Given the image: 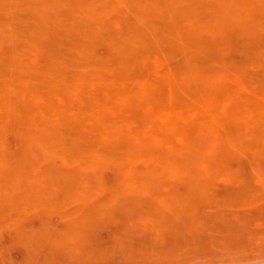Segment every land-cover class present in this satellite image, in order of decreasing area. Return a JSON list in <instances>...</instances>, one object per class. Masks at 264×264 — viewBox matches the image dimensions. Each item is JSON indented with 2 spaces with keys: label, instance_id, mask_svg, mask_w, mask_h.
I'll return each mask as SVG.
<instances>
[{
  "label": "rangeland",
  "instance_id": "374dc122",
  "mask_svg": "<svg viewBox=\"0 0 264 264\" xmlns=\"http://www.w3.org/2000/svg\"><path fill=\"white\" fill-rule=\"evenodd\" d=\"M92 1L85 0L80 3L78 0H18V2L17 0H0V46L7 47L8 51H20L22 54L20 46L31 41L28 37V33H31L35 39L34 43L29 46L32 45L38 53H41L44 65L54 67V70L62 74H83L86 77L104 68H108L112 71L111 73L118 69L120 76L124 78L136 71L143 74L147 69L156 67L150 59L152 55H156L163 64V71L154 75L151 80L156 91L135 98L131 105L132 108H139L145 99L174 109L179 106L190 110L198 107L201 121H195L190 117L177 119L176 125H181L183 133L188 138V144L178 141L174 142L173 147L162 143L154 144L146 137H143L138 144H131L114 139H103L102 134L95 130L81 134L82 144L92 150L81 153L80 158L74 161L75 166L63 163L60 158L51 153V145L45 142L40 144L35 141V145L41 152V155L36 158L30 154L31 150H27L24 145L21 146L13 137H10L7 143L0 147L1 160L3 161L6 157L9 158L8 162L9 160L14 161V172L11 171L12 167L0 169V200H2L0 208L7 209V212L4 210L7 216L0 209L2 211H0V217H2L0 219V264H12L14 261V264L25 262L27 264L31 260L29 264L32 262L33 264H51L52 260L53 264H264V219H262L264 214L261 213L262 211L264 213V61H262L264 58V34H262L264 33V22L262 23L264 21V0L236 1L234 3L236 6L233 4L231 10L228 9L231 6L225 0H149V2L155 1L154 4L149 3L142 6L134 0H127V11L135 12L139 9L144 15L135 24H125L121 29L101 14L81 11L80 5L84 6ZM108 1L96 0L94 5L101 7ZM201 2L204 4L202 10H200L201 7L198 8L202 5ZM191 6L193 7L190 8ZM185 8L189 13L185 12ZM227 9L231 11L230 14L233 13L231 19L228 18V20L223 15ZM152 10L154 11L153 16L151 15ZM169 11H171V16ZM248 12L251 13L247 17ZM10 13L16 19L9 18ZM234 17L239 19L237 22H240L243 28L249 23H247L249 18L251 22L249 24L253 26L252 30L249 24L246 30L239 29L240 24L235 23ZM202 18H207V20ZM176 19H180L179 22ZM256 19L262 23L261 28ZM27 20L32 23L28 27L26 26ZM196 21L204 24L203 30L198 31ZM220 21L224 24L223 26L219 24ZM45 28L48 30L50 28V31L40 35ZM256 29L261 32H257ZM242 30L245 32L248 30L249 33L254 34L256 32V34L250 35ZM19 31L23 32L27 38H20V41L26 42L17 44L15 40ZM206 35L207 38H205ZM259 36L260 38L253 40ZM13 37L15 40H12ZM150 37H153L152 41L149 40ZM172 37L174 41L181 43L175 46ZM240 37L244 38L243 42ZM169 38L172 39V43L174 42L173 46L176 49L171 46ZM225 39H228L227 42ZM182 40L188 41L182 43ZM222 42H224V48ZM258 45L263 48L260 49ZM170 50L174 51L172 55L175 54L176 59L171 56ZM31 52V50L24 51L26 54ZM234 52L236 56L234 54L232 56ZM257 53L261 56L258 57ZM253 54L258 58L255 59ZM230 56L233 57V63H231ZM4 57L5 55L0 52V83L6 82L13 74L12 69H8L6 64L1 63L5 62ZM248 57L249 59L252 57L258 66L253 65L252 58L248 64L245 63ZM180 59L183 61H179ZM20 60H18L19 66L28 75L50 74L49 70L45 69L46 67H36L26 57ZM229 63L232 64L231 69ZM234 63L239 64L238 68L244 64L247 65H244L243 69L242 67L238 69ZM178 69L181 71L179 72ZM228 69H230L229 73H227ZM248 74L253 80L250 84L251 88L243 89L240 87L239 80L248 79L246 80L248 83L251 80ZM170 87L176 90V97L172 102L167 96ZM89 88L95 93L108 91H104L102 86L90 85ZM204 95L216 96L232 103L229 111L217 110L214 117L216 122L213 125H206L202 122L210 116L208 111L202 107L206 103L203 102L205 101ZM134 118L146 122V119L141 116ZM100 120L107 121V124L116 122L111 113H108L105 119ZM120 134L121 137L128 138L129 142L136 132L124 129ZM68 137V141H71V137ZM103 143L109 146L108 154H101L97 150L99 147L101 149ZM205 147L208 149L206 150ZM224 147L227 152L224 151ZM250 149L252 150L249 151ZM141 151L153 152L162 157L165 162L149 166L136 165L134 160ZM205 158H207V163L203 160ZM247 158L250 160L248 161ZM191 159L198 160V162H193ZM179 160L182 165L179 164ZM223 160L228 163L224 165ZM238 160L244 162L246 166L243 163L244 167L241 166V162L237 164ZM42 162L52 163L53 166L39 167L38 165ZM197 165L198 170L195 168ZM193 170L196 172L193 173ZM3 173L6 176L10 175V180L5 179L8 177ZM237 174L239 175L236 176ZM205 180H209V183H204ZM193 183L196 189H193ZM211 187L213 191L221 190L220 195L216 191L213 192ZM155 188H157V195ZM185 188H187L186 191H184ZM257 189L263 191V195ZM188 191L191 196H188ZM196 191L197 194H195ZM223 191H227V194L224 192L227 197L222 194ZM251 194L252 196H249ZM245 195L251 199L249 197L247 199ZM252 197L255 198L253 201ZM140 198L144 201L139 200ZM257 199L259 201L255 202ZM62 200L65 205L59 207L63 204ZM233 200L236 202L233 203ZM4 202H10V204ZM11 203H14L12 204L14 213H12L14 210L10 208ZM53 203L58 204L56 209L52 208L55 206ZM194 204L196 207L200 205L201 208L197 207L200 210ZM227 204L229 205L226 206ZM53 213L60 214V216L53 215ZM260 213L262 218L258 215L257 219H253ZM234 216L235 221L232 219ZM248 217L253 220L249 222ZM197 218H201L200 221ZM94 219L98 221L97 225L92 224L96 223ZM155 219L160 223H154ZM175 221H178V224ZM169 224L174 226L170 227ZM92 225L95 228H92ZM68 226L73 227L72 231ZM93 230L96 231L95 235ZM224 233H226L225 236ZM86 241L88 249L85 247ZM72 243L81 244H77L79 246L75 244V246ZM4 245L5 247H2ZM7 247L11 249H5ZM73 248L74 251L71 250ZM60 250L62 252H59ZM89 255L92 256V258L90 256L91 259ZM109 260L110 262H107Z\"/></svg>",
  "mask_w": 264,
  "mask_h": 264
},
{
  "label": "bare ground",
  "instance_id": "6f19581e",
  "mask_svg": "<svg viewBox=\"0 0 264 264\" xmlns=\"http://www.w3.org/2000/svg\"><path fill=\"white\" fill-rule=\"evenodd\" d=\"M23 1V0H21ZM82 1H85V0H78V2H82ZM130 1V0H129ZM136 1L139 6H142V5H145V4H149V3H152L154 4L153 1H150L149 0H134ZM223 1V0H222ZM231 7H228V9L231 10L232 8V5L236 2V1H240V0H225ZM243 1V0H242ZM258 1V0H257ZM18 2V0H17ZM96 2V0H93L91 3H87L86 5L84 6H81L80 5V8H81V11L82 12H86V13H93V14H101L103 17H105V19L109 20V21H112L114 26L118 27L119 29H121L123 27V25L125 24H135L136 21H138V19L140 17H143L142 15H144V13H141V11L139 9H137L135 12H130V11H127L126 8H127V0H109L107 3H105L106 5L104 6H101L99 7L97 4L94 5ZM203 2H201L202 4ZM169 5V4H167ZM192 5V4H191ZM204 4L200 5L198 8L201 7L200 10H202V8H204L203 6ZM207 5V4H205ZM236 6V4H234ZM238 5V4H237ZM194 6V5H193ZM193 6H191L190 8H192ZM221 6V5H220ZM259 6V5H258ZM158 7H160L158 5ZM169 7V6H168ZM189 7V6H188ZM209 7V6H208ZM240 7V6H239ZM54 9H57L55 6H53ZM250 8V7H249ZM197 9V7H196ZM207 10H209V8H206ZM226 10L227 12H223V15L225 18H230L232 17L233 13L230 14L231 11L229 10ZM255 9V8H254ZM253 9V10H254ZM171 10V8H170ZM222 10V8L220 9ZM232 10H235V9H232ZM240 10V9H239ZM260 10V9H258ZM187 11V8H185V12ZM195 11V9L193 10ZM154 11L152 10V16H153V13ZM170 12V16H171V11ZM200 12V11H199ZM206 10L204 11L203 14H205ZM222 12V11H221ZM236 12V11H235ZM234 12V14H235ZM245 12V11H244ZM259 12V11H258ZM167 13H168V9H167ZM186 13H189V12H186ZM194 13V12H193ZM214 13V12H213ZM212 13V14H213ZM219 13V12H218ZM251 13V12H250ZM248 12V14L246 13L247 17L248 15L250 14ZM256 13V12H254ZM54 15V14H53ZM63 16V14H60ZM176 15V14H175ZM190 15V14H189ZM188 15V17H190ZM194 15V14H193ZM192 15V16H193ZM200 15V14H199ZM241 15V14H240ZM55 16H59V15H55ZM169 16V15H168ZM168 16L166 18H168ZM212 16V15H211ZM218 16V14H217ZM9 18L11 19H16L15 16H13L12 13H10L8 15ZM187 17V18H188ZM200 17V16H199ZM202 17V16H201ZM200 17V18H201ZM208 17V15H207ZM210 17V15H209ZM214 17V15L212 16ZM216 17V16H215ZM219 17V16H218ZM223 17V18H224ZM246 17V16H245ZM60 18V17H58ZM63 18V17H62ZM175 18V17H174ZM217 18V17H216ZM215 18V20H216ZM221 18H222V15H221ZM237 18V17H236ZM235 17L233 19H236ZM203 19V18H202ZM242 19V18H241ZM243 19H244V16H243ZM247 19V18H246ZM264 19V18H263ZM163 20V19H162ZM178 20V19H176ZM175 20V21H176ZM180 20V19H179ZM178 20V22H179ZM203 20H207V18L203 19ZM221 20V19H220ZM259 20H261L259 18ZM165 21V20H163ZM161 21V23L163 22ZM217 21V20H216ZM214 21V22H216ZM237 21H239V19H236L235 20V23H238ZM257 21V19H256ZM173 22V21H172ZM177 22V23H178ZM212 22V21H210ZM219 22V20H218ZM221 22V21H220ZM246 22V21H245ZM250 23L251 22L249 21V18L247 20V23ZM258 24H259V27L261 28V24L264 22L262 21V23H260L259 21H257ZM217 23V22H216ZM232 23V22H231ZM246 23V24H247ZM248 23V24H249ZM32 23L30 21L27 20V23H26V26H30ZM160 24V23H159ZM166 24V22H165ZM196 24H197V28H198V31L199 30H203L204 28V24H202L201 22H198L196 21ZM221 24V26H223L224 24L219 23ZM240 24V22L238 23ZM247 24V25H248ZM249 24V27H253L252 25ZM208 25V24H207ZM246 25V27H247ZM257 25V24H256ZM167 26V25H165ZM169 26V25H168ZM167 26V27H168ZM209 26V25H208ZM217 26V25H216ZM240 26V27H239ZM255 26V24H254ZM178 27V26H177ZM236 27V26H235ZM239 29L242 28V29H245L246 30V27L243 28L242 25H238ZM210 28V27H209ZM217 28V27H216ZM224 28V27H223ZM234 28V26H233ZM257 28V26L255 27ZM255 28H253L255 30ZM34 30V29H33ZM222 30V29H221ZM220 30V31H221ZM235 30V28L233 29ZM252 30V28H251ZM253 30V31H254ZM50 31V28L48 30V28H45L43 31L40 32V35H44L46 32L48 33ZM217 31V29H216ZM218 31H219V28H218ZM244 31V30H242ZM248 31V30H247ZM245 32L244 33H249L248 32ZM256 31H260L261 30H257ZM174 32V31H173ZM187 32V31H186ZM211 32V31H210ZM224 32V30H223ZM251 32V31H250ZM255 32V31H254ZM263 32V31H262ZM46 33V34H47ZM229 33V32H228ZM243 32H241V34L244 35ZM195 34V33H194ZM218 34V32H217ZM216 34V35H217ZM221 34V33H220ZM223 34V33H222ZM227 34V33H226ZM240 34V36H242ZM250 35H255V34L252 32V33H249ZM264 34V33H262ZM84 35H87V34H84ZM193 35V34H192ZM209 35V34H208ZM260 35V33H259ZM164 36V35H162ZM161 36V37H162ZM247 36V35H246ZM257 36V35H256ZM262 36V35H261ZM264 36V35H263ZM28 37L31 39V41L29 43H25L23 44L21 49H22V54L19 52H16V51H8V48H4L2 46H0V52L1 54L3 53V55H5V57L3 58V61L5 62H1L2 64H6V66L8 67V69H12V76L6 80V82H3V83H0V147H2V145H4L5 143H7V141L9 140L10 137H13V139H15L21 146L24 145L25 148H27V150H31L32 153H30L32 156L34 157H38L41 155V152H39L38 150V147L35 145V141H37L38 143H47L49 145H51V153L54 154L55 156H57L58 158H60V160H62L63 163H66L67 165L69 166H75V163L74 161L77 160L78 158H80V155L81 153L83 152H86V151H89L90 149L92 150V148H88L86 147L84 144H82L81 142V134H86V133H89L93 130L97 131L98 133L100 132L103 136V139H114V140H119L121 142H127V143H135V144H138L141 142V139L143 137H146L148 138L149 140H151L152 142H154V144H165L166 146L168 147H173V145L175 144L174 142H182V143H186L188 144V138H186V135L183 133V129L181 127L180 124H177L176 125V122H177V119L180 120V119H184V118H187V117H190L192 119H194L195 121L196 120H200L201 121V118H200V109L198 107L196 108H193V109H187V108H183L181 106L177 107V108H173V107H170V106H167V105H163V106H160L158 103H153V102H149L148 99H145L142 104L140 105L139 108L137 109H133L132 108V104H133V101L135 100V98L141 96H145V95H148V94H152L154 93L156 90H155V87L153 86L154 84H152L151 80H152V77L154 75H156L157 73H161L163 71V64L162 62L160 63V60H158L157 56L156 55H152L151 56V61L156 64V67L152 68V69H147V71H144L143 74H140L138 73V71H136L134 74H132L131 76L127 77V78H124V77H121L120 74H119V70L116 69L114 70L113 73H111L112 71H109L108 68H104V69H98V71H96L95 73H92L90 74L88 77L86 76H83V74H62L60 71H56L54 70L53 68L54 67H51V66H47V65H44V62H43V58H42V55L41 53L37 52V50L31 45L29 46L30 44H33L34 43V39H35V36L33 37L31 33H28ZM165 37L168 38V36L165 35ZM194 37V36H193ZM210 37V36H209ZM224 37V35H223ZM227 37H229L227 35ZM243 37V36H242ZM241 38V40L244 38ZM20 38L22 39H26L27 37L23 34V32L19 31L18 32V35H17V38L15 40V38L13 37L12 40H15V43L19 44V42H26V41H20ZM88 38V37H87ZM151 38L153 39V37H150L149 40H151ZM173 38V37H172ZM207 38V35L206 37ZM218 38V36H217ZM226 38V36H225ZM230 38V37H229ZM251 38V37H250ZM253 38V36H252ZM256 38H260L259 37H255L253 40H255ZM156 39V38H155ZM170 39V38H169ZM220 39V38H219ZM239 39V38H238ZM172 39H170V42L172 43V41H174V38L173 40L171 41ZM216 40V39H215ZM228 40V39H227ZM227 40L225 39V41L227 42ZM243 40L241 42H243ZM257 40V39H256ZM152 41V40H151ZM159 41H161V39H159ZM187 42L188 40H182V43L183 42ZM165 42V41H164ZM175 43L177 41H174ZM173 42V43H174ZM180 41H178L176 44L174 43V45L176 46L177 44H179ZM184 42V43H185ZM231 42V40L229 41V43ZM258 42H260V40L258 39ZM152 43V42H151ZM170 43V44H171ZM173 43L171 46H173ZM181 43V42H180ZM218 43V42H217ZM224 42H222V46L224 48V45H223ZM240 43V41H239ZM262 43V42H261ZM261 43H258V44H261ZM203 44V43H202ZM201 44V45H202ZM231 44V43H230ZM229 44V45H230ZM237 44V43H236ZM165 45V44H164ZM205 45V43H204ZM233 45V44H232ZM238 45V44H237ZM242 45V44H241ZM255 45H256V41H255ZM163 46V45H162ZM167 46L168 48L170 46L168 45H165ZM206 46V45H205ZM231 46V45H230ZM259 46V45H258ZM257 46V47H258ZM261 46V45H260ZM259 46V48H260ZM178 47V46H177ZM201 47V46H200ZM199 47V48H200ZM218 47V46H217ZM233 47V46H232ZM231 47V48H232ZM257 47L255 49V53H256V50H257ZM30 48V49H29ZM166 48V47H165ZM176 49V47L173 46V49ZM203 48V47H202ZM241 48V47H240ZM239 48V49H240ZM250 48V47H249ZM258 48V49H259ZM263 48V47H261ZM260 48V49H261ZM171 49V48H170ZM243 49V48H242ZM264 49V48H263ZM262 49V50H263ZM28 50H31L32 52L28 55L26 53H24V51H28ZM201 50V48H200ZM237 50V49H236ZM101 51V49H100ZM173 51V50H172ZM178 50H176L177 52ZM226 51H227V46H226ZM242 51V50H240ZM249 51V50H248ZM168 52V51H167ZM171 52V50H170ZM174 52V51H173ZM173 52H171V56L172 57H176L175 54H173ZM196 52V51H195ZM204 52V51H203ZM237 52V51H236ZM253 52V53H254ZM258 52V51H257ZM212 53V52H210ZM214 53V51H213ZM227 53V52H225ZM239 53V52H238ZM254 53V54H255ZM261 53V52H260ZM178 54H180L178 52ZM236 56L235 55V52L232 53V56ZM237 54V53H236ZM253 54V55H254ZM201 55V54H200ZM213 55V54H212ZM211 55V56H212ZM220 55V54H219ZM180 56V55H179ZM225 56V55H224ZM232 56H230L231 58V61L233 60ZM257 56L260 57L261 55H258L257 53ZM264 56V55H263ZM26 57V59H28L30 62H32L34 64V66L36 67H46L45 69L49 70L50 74L48 75H28L26 74L25 72L22 71V67L19 66V62L18 60H23L24 58ZM168 57V56H167ZM185 57V56H184ZM183 57V58H184ZM255 59H257L258 57H256L254 55ZM214 58V57H213ZM252 58V57H251ZM250 58V59H251ZM263 58V57H262ZM170 59V57H169ZM187 59V57H186ZM235 59V57H234ZM249 57L248 59H246L245 63H249L250 61ZM20 60V61H21ZM130 60V59H129ZM225 60V59H224ZM236 60V59H235ZM253 60V58H252ZM179 61H183V60H179ZM209 61V60H208ZM264 61V58L263 60ZM130 62V61H129ZM185 62V61H184ZM225 62V61H224ZM236 62V61H234ZM256 62V61H255ZM254 62L253 60V65H256V63ZM161 66H160V64ZM183 62H181L182 64ZM226 63V62H225ZM233 63V61L231 62ZM251 63V64H252ZM1 64V65H2ZM184 64V63H183ZM227 64V63H226ZM235 64V63H234ZM244 64V63H243ZM247 64H244V65H247ZM262 64V63H261ZM228 65V64H227ZM230 69H231V65L230 64ZM236 67L239 66V64H235ZM244 65H242V69L244 67ZM4 66V65H2ZM258 66V64L256 65V67ZM261 65H259L260 67ZM264 66V65H263ZM48 67H51V68H48ZM235 67V66H234ZM239 67V68H241ZM255 67V66H254ZM228 68V67H227ZM238 68V67H237ZM238 68V69H239ZM247 68V66H246ZM252 69V67H249ZM248 68V69H249ZM2 69V67H1ZM228 69V72L229 73V70ZM237 69V70H238ZM241 69V70H242ZM250 69V70H251ZM7 70V69H6ZM174 70V69H173ZM180 69H178L179 71ZM263 69H261L262 71ZM4 71V70H3ZM9 71V70H7ZM181 71V70H180ZM179 71V72H180ZM239 71V70H238ZM236 72V70H235ZM247 72H249L247 70ZM238 73V72H237ZM251 73V72H250ZM240 74H241V71H240ZM2 75V74H1ZM249 76V79H251L252 76H250V74H248ZM257 76V75H255ZM247 77V78H248ZM259 77V76H258ZM248 80V79H246ZM243 81V80H239V84H240V87L243 88V89H250L251 88V82L253 81L252 79L247 83V81ZM110 83V84H108ZM254 83V82H253ZM94 86V87H98V86H102L104 91V93H95V91H92L90 90L89 86ZM232 88V87H231ZM257 94V93H256ZM259 95V94H258ZM168 100L170 102H172L175 97H176V90L172 87L169 88L168 90ZM205 96V95H204ZM260 96V95H259ZM205 101L203 102H206L205 104L202 105V107H204L205 110L208 111L209 113V117L205 120L203 119L202 122H204L206 125H213L215 124V114L217 112V110L219 109H224V111H229L232 107V103H230L229 101H225V100H222L220 98H217L216 96L212 97V96H205L204 97ZM201 107V108H202ZM108 113H111V115L114 117V119L116 120V122L114 123H109L107 124L106 122H102L100 119H105L106 116L108 115ZM138 116H141L142 118L146 119V122L144 123L142 119H135L134 117H138ZM129 118H132V119H129ZM124 129H128V130H132V132H136V135L132 136L130 139V141L128 142V138H123L121 137L120 133H122V131ZM74 132V133H73ZM68 136L71 137V141H68ZM173 141V142H172ZM94 142H96L94 140ZM93 143V142H92ZM190 144V142H189ZM103 146L99 147L98 152L100 151V153H104V154H108L109 150H108V147L106 144H102ZM93 146V144H92ZM49 147V146H48ZM95 147V146H93ZM207 147V146H206ZM205 149L207 150L209 148H206ZM50 148V147H49ZM230 148V147H228ZM224 151L225 150V147L223 148ZM228 150V149H227ZM230 150V149H229ZM252 149H250L249 151H251ZM41 151V150H40ZM205 151V150H204ZM227 152V151H226ZM230 152H232L230 150ZM253 152V151H252ZM95 153V151H94ZM8 154V153H7ZM6 154V155H7ZM226 154V153H225ZM230 154V153H229ZM229 154H227L229 156ZM100 155V154H99ZM219 155V154H218ZM231 155V154H230ZM248 157H249V154H247ZM217 156V155H216ZM224 156V155H223ZM232 156V155H231ZM240 156V155H239ZM9 157V156H8ZM220 157V155H219ZM243 157V156H242ZM233 158V157H232ZM236 158H238L236 156ZM235 158V159H236ZM240 158V157H239ZM251 158V157H250ZM8 159L9 158H6L4 157V160L2 161L1 160V155H0V169H7V168H11L10 170L13 171V160L12 162L9 160L8 162ZM207 158L203 159L206 161ZM211 159V158H209ZM214 159V158H212ZM234 159V160H235ZM105 160V159H104ZM182 160V159H181ZM200 160V159H199ZM215 160V159H214ZM247 160L249 161L250 159L247 158ZM253 160V159H252ZM136 162V165H145V166H149V165H152V164H158V163H164L165 161L162 159V157H160L159 155H156L154 154L153 152H150V151H141L137 156H136V159L134 160ZM186 161V159H185ZM191 161L193 162H198L197 161H194L191 159ZM201 161V160H200ZM199 161V162H200ZM180 165L181 164V161L179 160L178 161ZM223 162H225L223 160ZM221 162V163H223ZM228 163V161H226ZM226 162L224 163V165L226 164ZM233 162V161H232ZM238 162L237 164H239V162L241 161H236ZM95 163V162H93ZM207 163V161L205 162ZM210 164V162H208ZM219 163V162H218ZM235 163V162H234ZM242 163L245 165L244 162H241V166ZM249 163V162H248ZM246 163V164H248ZM17 164V163H15ZM192 164V163H191ZM217 164V162H216ZM233 164V163H232ZM18 165V164H17ZM45 166V167H52L53 164L52 163H44L42 162V164L40 163V165H38L39 167H42V166ZM193 165V164H192ZM210 165H213V164H210ZM235 165V164H234ZM16 166V165H15ZM195 166V164H194ZM217 166V165H215ZM214 166V167H215ZM223 166V165H222ZM230 166V165H229ZM246 166V165H245ZM248 166V165H247ZM19 168V166H17ZM231 167V166H230ZM233 167V165H232ZM244 167V166H243ZM250 167V166H249ZM252 167V166H251ZM197 170H198V165L197 167H195ZM200 168V167H199ZM233 168H236V167H233ZM201 169V168H200ZM199 169V171H201ZM245 169H247V167H245ZM14 170H18V169H14ZM243 170V168H242ZM198 171V172H199ZM246 171V170H245ZM252 171V170H251ZM254 171V170H253ZM10 173V171H8ZM7 172V173H8ZM14 172V171H13ZM16 172V171H15ZM72 172V171H71ZM196 170L194 171L193 170V173H195ZM233 172V174L235 173L234 171H231ZM247 172V171H246ZM239 173V171L237 172ZM253 173V172H252ZM5 173H3L4 175ZM28 174V172H27ZM198 174V173H197ZM249 174V173H248ZM247 174V175H248ZM201 175V173H200ZM239 174H237L236 176H238ZM245 175V174H243ZM242 175V176H243ZM251 175V174H250ZM2 176V175H1ZM6 176V174L4 175ZM69 176V175H68ZM202 176V175H201ZM235 176V177H236ZM253 176V175H252ZM6 177L8 178H5V179H9L10 175H7ZM230 177V176H229ZM233 177V175H232ZM234 177V178H235ZM247 177V176H246ZM255 177V175H254ZM216 178V177H215ZM233 178V179H234ZM213 179V178H211ZM245 179V178H243ZM255 179V178H254ZM10 180V179H9ZM210 180V179H209ZM209 180H205L204 183H209ZM245 180H249V179H245ZM246 181V182H247ZM252 181V180H251ZM249 181V182H251ZM247 182V183H249ZM150 183V182H149ZM175 183V182H174ZM178 183V182H177ZM152 184V183H151ZM156 184V183H155ZM158 184V183H157ZM191 184V183H190ZM189 184V185H190ZM200 184V183H199ZM212 184H213V180H212ZM67 185V184H66ZM180 185V184H179ZM185 185V184H184ZM194 185V183H193ZM172 186V185H171ZM183 186V185H182ZM196 185H194V188L193 189H196L195 187ZM199 187V185H197ZM253 186V185H252ZM251 186V188H252ZM258 186V185H256ZM186 187V186H185ZM188 187V186H187ZM190 187H192L190 185ZM197 187V189H198ZM259 187V186H258ZM65 188V187H63ZM154 188V187H153ZM180 188V187H179ZM184 188V186H183ZM183 188L181 190H183ZM189 188V187H188ZM214 188V187H213ZM245 189H248L247 187H244ZM243 188V189H244ZM156 189V195H157V188ZM187 188H185L184 191H186ZM192 189V190H193ZM212 189V187H211ZM244 189V190H245ZM262 189V188H261ZM151 190L152 187H151ZM158 190H161V189H158ZM191 190V191H192ZM250 190V188L248 189V191ZM252 190V189H251ZM258 191H260V189H257ZM257 190H256V193H257ZM161 191H164V190H161ZM175 191V189H174ZM213 191V189H212ZM216 192H218V195L219 192L221 191H217L215 189ZM213 191V192H215ZM155 192V191H154ZM183 192V191H182ZM202 192V190H201ZM200 192V193H201ZM227 194V191H223L222 194L225 195V193ZM236 192V191H235ZM234 192V193H235ZM261 194L263 195V191H260ZM168 193H171V192H168ZM181 193V191H180ZM183 193H186V192H183ZM189 191H188V196H191V194L189 195ZM195 193V192H194ZM199 193V194H200ZM205 193V191H204ZM237 193V192H236ZM44 194V193H43ZM187 194V193H186ZM197 194V191L196 193ZM195 194H192L193 196ZM211 194V192H210ZM239 194V193H238ZM249 194V193H248ZM255 194V193H254ZM259 195V193H257ZM260 194V196H261ZM45 195V194H44ZM230 195H231V192H230ZM233 195V194H232ZM237 195V194H235ZM48 196V195H47ZM159 196V195H158ZM181 196V194H180ZM192 196V197H193ZM199 196V195H198ZM198 196H195L196 198ZM223 196V195H222ZM221 196V198H222ZM223 196V198H225ZM246 196V195H245ZM244 196V197H245ZM249 196H252L249 195ZM249 196H246L249 197ZM255 196V195H254ZM41 197V195H40ZM43 197V195H42ZM191 197V198H192ZM227 197V196H226ZM236 197V196H235ZM238 197V196H237ZM263 197V196H262ZM3 198V197H1ZM15 197H13L14 199ZM44 198V197H43ZM125 198V197H124ZM172 198V196H171ZM170 198V200H172ZM195 198V199H196ZM240 198V196L238 197ZM243 197H241V200H242ZM251 199V197H249ZM254 197H252V201L255 199H253ZM147 199V198H146ZM193 199V198H192ZM194 199V201H196ZM216 199V198H215ZM227 199V198H225ZM248 199V198H247ZM249 199V201H251ZM15 200V199H14ZM13 200V201H14ZM16 200H17V197H16ZM19 200V198H18ZM51 200H54V199H51ZM68 200V199H67ZM141 201H144V199L142 200L141 198L139 199ZM152 200V199H151ZM168 200V198H167ZM220 200V199H218ZM228 200V199H227ZM260 200H261V197H260ZM1 203H2V200H0ZM11 201V202H13ZM42 201V200H40ZM57 201V200H55ZM69 201V200H68ZM67 201V202H68ZM231 201V199H230ZM243 201V200H242ZM259 201L258 199L255 201L257 202ZM17 202V201H16ZM44 202V201H42ZM53 202V201H52ZM191 199H190V203H191ZM218 202V201H217ZM236 202L233 200V203ZM238 202V200H237ZM244 202V201H243ZM4 203H9L10 202H4ZM34 203V202H33ZM62 203L61 206L59 205V207H63L65 204L62 200ZM66 203V202H65ZM144 203V202H143ZM142 203V204H143ZM215 202L213 201V204ZM219 203V202H218ZM232 203V201H231ZM14 203H11V206L10 208L13 209V205ZM36 204V202H35ZM70 204H71V200H70ZM70 204H67V205H70ZM158 203H156L157 205ZM193 204V203H192ZM197 204H198V200H197ZM217 204V203H216ZM40 205H43V204H40ZM53 206L52 208L56 209L55 207L58 205H56L55 203H53ZM63 205V206H62ZM148 205V204H147ZM159 205V204H158ZM183 205V204H182ZM181 205V208L184 206ZM195 207H196V204H194ZM218 206H220L219 204H217ZM229 204H227L226 206H228ZM233 206V204H231ZM238 205V204H237ZM145 206V205H144ZM200 206V205H197V207ZM204 206H205V203H204ZM214 206V205H212ZM223 206H225V204H223ZM241 206V205H240ZM2 207V206H1ZM5 207V206H4ZM148 207V206H147ZM178 207V206H177ZM180 207V206H179ZM189 207V206H188ZM187 207V208H188ZM196 207V208H197ZM216 207V206H214ZM222 207V206H220ZM262 207V206H260ZM264 207V206H263ZM50 208V207H49ZM176 208V207H175ZM180 208V209H181ZM190 208H193V207H190ZM198 208H201L198 207ZM197 208V209H198ZM209 208V206H208ZM1 209V208H0ZM51 209V208H50ZM142 209V208H141ZM260 209V208H259ZM258 209V210H259ZM3 210V207L2 209ZM0 210V211H1ZM6 210L7 212V209H4ZM3 210V211H4ZM14 210V209H13ZM58 210V209H57ZM176 210V209H175ZM200 210V209H198ZM257 210V209H256ZM255 211V214L257 213ZM46 211V210H45ZM44 211V212H45ZM152 211V210H151ZM178 211V210H177ZM176 211V212H177ZM180 211V210H179ZM181 211H183L181 209ZM2 212V211H1ZM5 212V211H4ZM6 212L4 213V215L7 216ZM15 210L12 212L14 213ZM49 212V211H48ZM52 212V211H51ZM154 212V211H153ZM198 212V211H197ZM199 213V212H198ZM262 214L263 211L261 212ZM257 214L256 217H253V219H257L258 218V215L261 217L262 214ZM44 214V213H43ZM57 214V213H55ZM53 213V215H55ZM184 214H185V211H184ZM42 215V214H41ZM1 216V215H0ZM57 216H60V214ZM63 216V215H62ZM151 216L153 217V213L151 214ZM164 216V215H162ZM161 216V217H162ZM189 216V215H188ZM191 216V215H190ZM251 216H254V215H251ZM250 216V218H251ZM187 218V215L185 216ZM241 217V216H240ZM264 217V215H263ZM2 217H0L1 219ZM8 218V217H7ZM92 218V217H91ZM90 218V220H91ZM204 218V217H203ZM202 218V219H203ZM236 217L234 216L232 219L234 220ZM249 218V217H248ZM249 218V219H250ZM262 218V217H261ZM4 219V218H3ZM68 219V218H67ZM97 219V218H96ZM94 219V220H96ZM153 220V218H151ZM195 219V218H193ZM200 219L201 218H197ZM205 219V218H204ZM253 219H250L249 222H251ZM264 219V218H262ZM123 220V219H122ZM142 220V219H141ZM151 220V221H152ZM162 220V219H161ZM165 220V219H164ZM168 220V219H167ZM240 220V219H239ZM120 221V219H119ZM156 223V219L154 220ZM166 221V220H165ZM172 221V220H171ZM235 221V220H234ZM256 221V220H255ZM178 222V221H177ZM175 221V223H177ZM187 222H188V219H187ZM53 223V222H52ZM67 225L68 223L65 222ZM89 223V221H88ZM95 223V222H94ZM92 223L93 225H97L98 221L96 220V223L94 224ZM153 223V222H152ZM157 223H160V222H157ZM164 223V221H163ZM162 223V224H163ZM168 223V222H167ZM174 223V224H175ZM195 223V222H194ZM77 224V223H76ZM128 224V223H127ZM178 224V223H177ZM198 224V223H197ZM238 224V222H237ZM250 224V223H249ZM70 225V223H69ZM90 225V224H89ZM92 225V228L94 227ZM154 225V224H153ZM164 225V224H163ZM166 225V224H165ZM170 225V224H169ZM156 226V225H155ZM174 225H170V227H172ZM189 226V225H188ZM198 226V225H197ZM68 227H71V230L73 229L72 226H68ZM88 227V226H87ZM157 227V226H156ZM168 227V229L170 228ZM180 227V225L178 226ZM95 228V227H94ZM221 228V227H220ZM227 228V227H226ZM66 229L69 231V228L66 227ZM83 229V228H82ZM90 229V228H89ZM155 229V228H154ZM222 229V228H221ZM233 229V228H232ZM254 229V228H253ZM156 230V229H155ZM224 230H226L224 228ZM239 230V228H238ZM255 230V229H254ZM69 231V232H70ZM92 231V229H91ZM91 231H90V234H91ZM240 231V230H239ZM238 231V232H239ZM242 231V230H241ZM95 232V233H94ZM225 232V231H224ZM43 235H44V232H42ZM180 233V232H179ZM205 233V232H204ZM226 233H228L226 231ZM224 233V236L225 234ZM55 234V233H54ZM72 234V233H71ZM88 234V235H90ZM93 234L95 235L96 234V231L93 230ZM229 234V233H228ZM170 235V234H168ZM207 235V233H206ZM203 236V234H202ZM223 236V234H222ZM227 236V235H226ZM44 237H46L44 235ZM166 237V236H165ZM208 237V236H207ZM228 237V236H227ZM47 238V237H46ZM60 239V237H58ZM87 238V237H86ZM94 238H97L96 236H94ZM167 240H169V238H166ZM57 240V239H56ZM86 240V239H85ZM97 240V239H95ZM30 242H32V240H29ZM36 241V240H34ZM49 241V239L47 240ZM51 241V240H50ZM53 241V240H52ZM27 242V241H25ZM97 242V241H96ZM51 243V242H49ZM54 244V241L52 242ZM62 243V242H61ZM60 243V244H61ZM86 245L85 247H87V249L89 248L87 246V241L85 242ZM99 244H101L102 242H98ZM107 243V242H106ZM104 243V245L106 244ZM112 243V242H111ZM17 244V243H16ZM19 244V243H18ZM22 244V243H20ZM24 244V243H23ZM71 244V243H70ZM72 244H79V243H72ZM81 244V243H80ZM79 244V245H80ZM13 245V244H12ZM29 245V244H27ZM75 245V246H76ZM77 245V246H79ZM0 246H1V242H0ZM14 246V245H13ZM21 246V245H20ZM24 246V245H23ZM31 246V245H30ZM28 246V248L30 247ZM61 246V245H59ZM109 246H111L109 244ZM2 247H5L2 246ZM27 247V246H26ZM33 247V245L31 246ZM50 247V245H49ZM65 247V246H64ZM69 248H71L69 245H68ZM93 247V246H92ZM107 248V245L105 246ZM1 248V247H0ZM9 247L5 248V249H8ZM24 248V247H23ZM54 248V247H53ZM58 248V247H57ZM11 249V248H9ZM8 249V250H9ZM26 249V248H24ZM43 249V248H42ZM66 249V247H65ZM84 249V248H83ZM86 249V248H85ZM110 249V248H108ZM72 251H74L75 249H71ZM91 250V249H89ZM106 250V249H105ZM11 251V250H10ZM9 251V252H10ZM86 251V250H85ZM93 251V250H92ZM91 251V252H92ZM59 252H62V250H60ZM94 253V252H93ZM106 253H109V251H106ZM64 256V254L62 255ZM91 255H89V258H90ZM94 256V255H93ZM103 256V255H102ZM88 257V256H87ZM85 257V258H87ZM118 257V256H117ZM61 258V257H60ZM59 258V259H60ZM92 258V256H91ZM90 258V259H91ZM95 258V257H94ZM103 258V257H102ZM107 258V257H105ZM104 258V259H105ZM97 259V258H96ZM95 259V260H96ZM5 260H8V259H5ZM4 260V261H5ZM10 260V259H9ZM26 260V259H25ZM58 260V259H57ZM56 260V261H57ZM118 260V259H116ZM30 261V260H29ZM32 261V260H31ZM31 261L29 263H31ZM53 261V260H52ZM52 261L50 262L51 264ZM61 261V259H60ZM9 262H12V261H9ZM19 262V261H18ZM58 262V261H57ZM98 262V260H97ZM107 262H110L107 261ZM116 262V261H115ZM121 262V261H120ZM119 262V263H120ZM15 263V261H14ZM12 262V264H14ZM17 263V261H16ZM26 263V262H25ZM24 263V264H25ZM27 263V264H29ZM106 263V262H105ZM118 263V262H116ZM6 264V263H5ZM11 264V263H10ZM18 264V263H17ZM20 264V263H19ZM22 264V263H21ZM33 264V262H32Z\"/></svg>",
  "mask_w": 264,
  "mask_h": 264
}]
</instances>
